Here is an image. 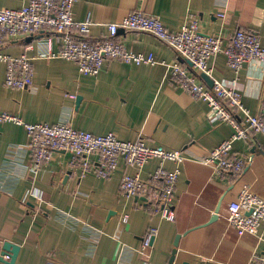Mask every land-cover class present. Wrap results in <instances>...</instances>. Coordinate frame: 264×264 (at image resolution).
<instances>
[{"label": "crops", "instance_id": "crops-1", "mask_svg": "<svg viewBox=\"0 0 264 264\" xmlns=\"http://www.w3.org/2000/svg\"><path fill=\"white\" fill-rule=\"evenodd\" d=\"M27 1L0 0V5L19 8ZM73 10L78 20L93 19L95 38L109 33L108 23L142 10L159 16L173 30L192 17L204 33L229 38L243 28L260 34L264 43V0H77ZM116 38L136 52L153 53L158 61L180 60L190 66L151 33L120 28ZM59 50L60 43L48 32L0 44L1 53L33 57L35 67L30 88L8 87L6 63L0 60V110L27 122L72 123L95 134L112 132L123 140L143 138L151 145L183 150V163L153 157L140 171L149 179L160 167L181 168L176 218L162 217L157 198L149 202L121 191L123 175L137 172L124 158L112 177L94 173L80 177L70 171V154L57 151L51 163L35 173L25 127L0 122V264H10L7 256L1 260L5 240L21 246L13 264H258L263 260L264 225L259 235L240 232L229 223L228 214L245 187L264 196V132L234 143L233 151L248 161L243 175L221 176L199 157L229 138L235 128L230 122L212 121L208 101L180 88L168 64L107 57L100 73L89 75L80 71L76 61L53 56ZM209 64H213L212 77L236 85L252 113L264 116V62L250 60L235 71L220 54ZM195 74L210 86L202 72ZM218 207V218L212 221ZM124 215L129 217L126 223H122ZM151 228L153 242L143 250V238Z\"/></svg>", "mask_w": 264, "mask_h": 264}, {"label": "built area", "instance_id": "built-area-1", "mask_svg": "<svg viewBox=\"0 0 264 264\" xmlns=\"http://www.w3.org/2000/svg\"><path fill=\"white\" fill-rule=\"evenodd\" d=\"M77 0H28L19 8L0 5V44H7L23 35L48 32L60 43V50L53 56L76 61L84 74L100 73L107 57L127 63H165L177 85L189 94L208 101L212 121H226L233 124L234 133L207 155L199 157L215 166L221 176L240 178L248 164L246 157L233 151L234 143L249 139L264 132V116L252 113L244 103L241 91L234 84L212 77V59L220 54L226 56L228 65L239 71L250 60L264 62V43L260 34L243 28L229 38L204 33L196 18L189 17L181 29L167 27L163 20L142 10H133L122 21L110 22L109 33L92 37L95 22L90 16L82 20L74 15ZM226 16V13H221ZM120 28L151 33L172 46L178 55L189 62L158 61L153 53L145 54L127 48L116 38ZM0 60L6 63L5 84L8 87L30 88L34 83V59L24 53L14 56L0 52ZM194 69V70H192ZM206 72L213 78V85L207 86L196 78L195 72ZM12 121L23 125L30 136L32 166L35 173L51 163L54 153L64 151L70 154V171H77L80 177L90 173L102 178L112 177L119 160L126 159L136 167L134 174L126 173L121 180V191L143 197L147 201L157 198L162 217L174 220L175 191L181 175V168L160 167L151 178L142 177L140 171L153 157L183 163L184 151L168 149L164 145L148 144L143 138L132 141L118 138L114 133L95 134L72 123L27 122L21 116L0 110V122ZM158 179V181H157ZM124 215L122 223L128 221ZM229 223L240 232L259 235L264 225V196L245 187L239 194L228 214ZM154 229L143 238L142 248L153 242ZM8 257V256H7ZM258 264H264V259Z\"/></svg>", "mask_w": 264, "mask_h": 264}, {"label": "water", "instance_id": "water-1", "mask_svg": "<svg viewBox=\"0 0 264 264\" xmlns=\"http://www.w3.org/2000/svg\"><path fill=\"white\" fill-rule=\"evenodd\" d=\"M202 76L205 78V80L208 82L210 86L213 85V78L210 77L206 72H202ZM218 212H219V207L217 208L216 212L214 215L211 217V220H215L218 218ZM180 234L177 235L176 240H175V245L178 244V239L180 238ZM21 246L13 241L10 240H5L3 244V251L1 254V260H4V256H8L6 261L10 264H13L15 260L17 259V256L19 254ZM177 248L173 250V256L172 259H174L175 254H176Z\"/></svg>", "mask_w": 264, "mask_h": 264}]
</instances>
